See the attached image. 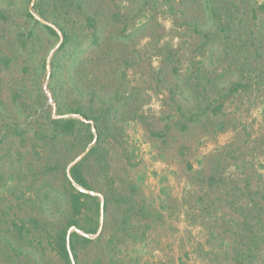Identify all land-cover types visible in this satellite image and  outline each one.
Listing matches in <instances>:
<instances>
[{
    "label": "rangeland",
    "instance_id": "obj_1",
    "mask_svg": "<svg viewBox=\"0 0 264 264\" xmlns=\"http://www.w3.org/2000/svg\"><path fill=\"white\" fill-rule=\"evenodd\" d=\"M262 3L0 0V264H69L47 242L69 183L100 203L71 264H264ZM76 108L103 125L83 160ZM58 116L83 124L56 135Z\"/></svg>",
    "mask_w": 264,
    "mask_h": 264
},
{
    "label": "trees",
    "instance_id": "obj_2",
    "mask_svg": "<svg viewBox=\"0 0 264 264\" xmlns=\"http://www.w3.org/2000/svg\"><path fill=\"white\" fill-rule=\"evenodd\" d=\"M38 7V3L34 6V9ZM261 8H264V3L260 5ZM29 16H32L29 12H27ZM0 16L3 17V13L0 11ZM90 20V18H88ZM88 20V21H89ZM44 27L52 34L57 35L55 30L49 26L44 25ZM62 32V41L59 44V50L64 48L71 40V35L69 32L65 31L64 29H61ZM3 60L8 62V58L2 57ZM56 68V63L54 61L51 62V69L50 77L54 76V71ZM235 89V88H234ZM52 97L54 100V103L56 104V114H62L60 111V105L55 98V94L52 93ZM216 108H219V105L216 106ZM69 112L77 113L80 116L84 117L85 119H90L94 122V126L97 132V142L86 152L85 156L82 158V160L87 156H97L99 153V134L101 129L103 128V125L101 124L98 117H92L86 115L84 112H82L79 108L72 109ZM49 122L52 125V129L56 135L63 134V135H69L76 130V128L79 126V124H83L82 121H80L76 117H50ZM101 119V117H100ZM89 137L92 138V133L90 132ZM81 161H77L74 164H72L69 168V180L78 185L79 187L85 189V190H91V187L86 179V176L83 173V170L81 168ZM104 164V162H103ZM103 167L107 166L106 164L102 165ZM70 187L71 190L68 192L67 198L69 203V215L67 217V220L65 222V225L61 228H58L56 230L52 231V234L49 235V239L47 240L48 245L58 254L59 257H61L65 262L71 264V256L73 259L77 258V253L75 246L80 241L82 242H89L91 239L79 234L75 230L69 231L71 228H76L78 230H81L85 234H94L97 231L98 221H94L89 227H85L81 225L79 216L82 213V210L84 209L87 200H92V202L95 204V210L98 215L99 209H100V203L97 200L96 196L90 195L89 193L85 191H81L79 189H76L71 183ZM105 206V203H104ZM31 227H38L39 221L37 219H31L30 220ZM26 229V225L23 223L18 231L21 232L22 230Z\"/></svg>",
    "mask_w": 264,
    "mask_h": 264
},
{
    "label": "water",
    "instance_id": "obj_3",
    "mask_svg": "<svg viewBox=\"0 0 264 264\" xmlns=\"http://www.w3.org/2000/svg\"><path fill=\"white\" fill-rule=\"evenodd\" d=\"M87 150H88V149H86V151H87ZM86 151H85V152H86ZM81 191H82V190H81Z\"/></svg>",
    "mask_w": 264,
    "mask_h": 264
}]
</instances>
